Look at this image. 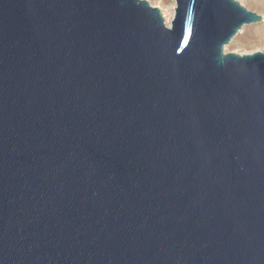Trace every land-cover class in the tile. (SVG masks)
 I'll list each match as a JSON object with an SVG mask.
<instances>
[{"label":"water","instance_id":"1","mask_svg":"<svg viewBox=\"0 0 264 264\" xmlns=\"http://www.w3.org/2000/svg\"><path fill=\"white\" fill-rule=\"evenodd\" d=\"M175 1L0 0V264H264V17Z\"/></svg>","mask_w":264,"mask_h":264},{"label":"rangeland","instance_id":"2","mask_svg":"<svg viewBox=\"0 0 264 264\" xmlns=\"http://www.w3.org/2000/svg\"><path fill=\"white\" fill-rule=\"evenodd\" d=\"M151 6L160 9L163 17L167 16L169 26L175 16V0H146ZM248 10L258 13L264 17V0H239ZM166 23V19H165ZM233 41L225 47V53H254L264 52V21L259 24L246 26Z\"/></svg>","mask_w":264,"mask_h":264},{"label":"bare ground","instance_id":"3","mask_svg":"<svg viewBox=\"0 0 264 264\" xmlns=\"http://www.w3.org/2000/svg\"><path fill=\"white\" fill-rule=\"evenodd\" d=\"M165 16V19H166V25L167 26H169V20L167 19V16L166 15H164ZM241 33V32H240ZM240 54H250V53H240Z\"/></svg>","mask_w":264,"mask_h":264},{"label":"snow or ice","instance_id":"4","mask_svg":"<svg viewBox=\"0 0 264 264\" xmlns=\"http://www.w3.org/2000/svg\"><path fill=\"white\" fill-rule=\"evenodd\" d=\"M187 40V37H185V41Z\"/></svg>","mask_w":264,"mask_h":264}]
</instances>
